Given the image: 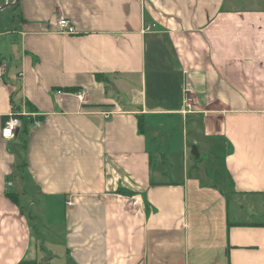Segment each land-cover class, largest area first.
Segmentation results:
<instances>
[{
	"label": "crops",
	"instance_id": "obj_1",
	"mask_svg": "<svg viewBox=\"0 0 264 264\" xmlns=\"http://www.w3.org/2000/svg\"><path fill=\"white\" fill-rule=\"evenodd\" d=\"M240 3L0 0V264H264V4Z\"/></svg>",
	"mask_w": 264,
	"mask_h": 264
},
{
	"label": "built area",
	"instance_id": "obj_2",
	"mask_svg": "<svg viewBox=\"0 0 264 264\" xmlns=\"http://www.w3.org/2000/svg\"><path fill=\"white\" fill-rule=\"evenodd\" d=\"M57 28H58V32L60 33H64V34H73L74 33V29L71 25V23L65 19L62 16H59L57 19ZM192 98L189 96H186L185 98V104H186V108L189 110L190 109V104L192 102ZM24 116V114H19V113H11L8 115L7 120L4 123V126L1 130V137L3 139H13L15 137V133L17 132V130L21 127L22 123H21V119L20 117ZM72 203L70 201H68L66 203L67 206H70Z\"/></svg>",
	"mask_w": 264,
	"mask_h": 264
},
{
	"label": "rangeland",
	"instance_id": "obj_3",
	"mask_svg": "<svg viewBox=\"0 0 264 264\" xmlns=\"http://www.w3.org/2000/svg\"><path fill=\"white\" fill-rule=\"evenodd\" d=\"M245 1V3H240L239 5H243L244 7L245 6H249L250 4L249 3H253V4H256V5H262L264 4V0H243ZM11 8H5V10H3V17H5L7 20H5L4 22V25L2 26V21H0V31L2 30V32H7L6 35H3V37L0 39V42L2 41L4 43L3 47H4V51L2 50V53L3 56H6V54H10L12 53V48L9 44V42L12 41V31H14V27H16L15 23L14 25H11L12 24V10H10ZM16 14V13H15ZM4 40V41H3ZM1 63V61H0ZM0 67L1 68H4L1 64H0Z\"/></svg>",
	"mask_w": 264,
	"mask_h": 264
},
{
	"label": "trees",
	"instance_id": "obj_4",
	"mask_svg": "<svg viewBox=\"0 0 264 264\" xmlns=\"http://www.w3.org/2000/svg\"><path fill=\"white\" fill-rule=\"evenodd\" d=\"M20 119L23 120L24 118L21 116ZM139 126H140V125H139ZM139 129H140V127H139ZM21 264H27V263H21Z\"/></svg>",
	"mask_w": 264,
	"mask_h": 264
},
{
	"label": "water",
	"instance_id": "obj_5",
	"mask_svg": "<svg viewBox=\"0 0 264 264\" xmlns=\"http://www.w3.org/2000/svg\"><path fill=\"white\" fill-rule=\"evenodd\" d=\"M194 153V152H193Z\"/></svg>",
	"mask_w": 264,
	"mask_h": 264
}]
</instances>
